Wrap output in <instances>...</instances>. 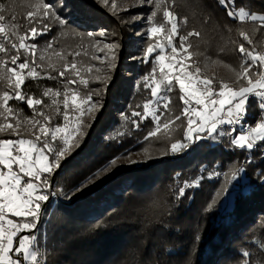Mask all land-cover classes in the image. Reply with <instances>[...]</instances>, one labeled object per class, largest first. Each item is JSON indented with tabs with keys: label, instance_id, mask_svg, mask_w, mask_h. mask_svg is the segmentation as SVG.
Segmentation results:
<instances>
[{
	"label": "trees",
	"instance_id": "1",
	"mask_svg": "<svg viewBox=\"0 0 264 264\" xmlns=\"http://www.w3.org/2000/svg\"><path fill=\"white\" fill-rule=\"evenodd\" d=\"M60 1L69 16L68 24L73 28L85 33L86 37H89L88 33L95 35L104 30L112 43L119 45L116 59L122 67L112 73L111 92L93 124L90 138L62 163L57 174L51 176L57 188L73 189L92 178L94 173L116 160L124 151L140 147L153 129L152 122L140 123L142 131H133L132 136L101 142L100 139L96 142L91 140L99 130L111 128L118 114H130L127 107L137 102L140 96L139 91L134 90L135 80L152 71V59L157 53L142 63L140 57L147 45L143 47L139 40L133 48L135 58H130L133 51L128 52L132 35L139 33L140 19L145 14L131 11L123 15L110 5L105 6L103 0ZM0 6H3L2 14L9 23L11 17L16 18L20 25L19 33L24 34L30 27L27 23L29 9L25 10L20 0H0ZM167 6L180 23V35H187L190 31L200 33L189 38L192 44L189 51L200 53L193 59L201 73L213 79L214 84L218 85L221 78L210 70L212 65L228 68L233 78H237L236 72L244 59L238 51L240 44L264 53V26L259 21L240 22L228 15L229 11L238 13L243 9L250 14L264 16V0H231L227 7L219 0H167ZM66 25L63 28L53 25L51 32L31 40L38 47V54L34 56L36 63L46 69L41 76L51 73L57 79L28 78L21 89L24 93L45 101L43 92L47 88L60 87L68 79L60 78L58 71H52L50 67H62L56 62V53L71 59L62 46L61 34ZM241 32L247 33L251 44L243 39ZM53 37V47L48 50L55 62L51 64L46 60L47 64H44L40 61L41 53L48 48L47 43ZM176 44L179 47V36ZM7 58L0 54V60ZM23 59L21 50L20 62ZM209 63L211 67H208ZM37 70L40 71L39 68ZM75 88L84 92L82 86ZM3 91L14 95L7 82H0V92ZM175 93L180 105V94L178 91ZM10 105L23 116L33 115L26 102L14 99ZM137 110L142 112L141 108ZM260 119L256 103H249L246 122L254 126ZM185 128L186 122H183L178 137L166 143L168 152L163 158L152 160L148 165L117 170L86 196L58 206V214L48 224L52 264L56 261L60 264H264V176L260 175L264 172V159L260 152L264 142H258L255 150L247 151L229 147V137L213 143L204 136L192 144L189 151L173 156L170 146L184 141ZM9 137L0 133V139ZM197 145L200 151L196 154L194 149ZM207 159L216 165L234 163L238 170L241 169L243 179L231 200L223 195L217 203L209 206V192L215 181L205 179L207 174L204 172L199 187L193 184L201 177L200 167L207 164ZM185 183L193 187L186 189L185 196L180 197L178 189ZM162 204L166 205V211L157 222L145 228V223ZM244 252L249 255L244 257Z\"/></svg>",
	"mask_w": 264,
	"mask_h": 264
},
{
	"label": "snow or ice",
	"instance_id": "2",
	"mask_svg": "<svg viewBox=\"0 0 264 264\" xmlns=\"http://www.w3.org/2000/svg\"><path fill=\"white\" fill-rule=\"evenodd\" d=\"M109 2L110 0H103L105 6H108ZM230 2L231 0H219V3L225 7ZM146 4L155 8L150 12V18L153 21L163 9V22L159 24L152 22L146 33L154 42L148 43L140 57L141 62L144 63L149 61L153 53H157L154 58L156 66L143 78V86L150 90L151 99L143 104L142 112L134 110L130 116L125 115V121L131 120L133 126L139 128L140 123L151 118L154 130L149 132L145 139L157 136L161 128L167 130L170 125L178 121H186L184 142L172 143L170 146L172 153L188 149L204 136L213 139L216 136H227L229 147L247 151L255 150L258 142H264V53L257 52L255 49L249 50L244 44H240L238 51L244 59L240 70L236 72V77L246 80V86L234 88L222 81L218 85L214 84L213 79L201 73V68L193 59L200 53L189 51L192 48L189 38L193 35L199 36L200 33L190 31L187 35H180V23L173 12L164 7L165 0H139V3L134 6L144 7ZM62 7L60 0H53L52 3L35 0L33 4L35 10L27 14V23L30 27L24 34H20V25L16 23V18L11 17V22L6 23V16L2 14L4 8L0 6V54L8 57L0 60V82H7L14 94L10 95L9 91H3L0 96V119L4 121L0 123V133L7 132L20 137V127L23 123L31 127L33 135L31 139H0V166H2L0 168V264H41L40 253L35 247L37 237L31 233L37 229L41 211L50 200L49 177L59 168L65 152L71 151L72 141L79 137L84 126L81 118L93 109L98 110L103 106L93 100L91 92L81 95L75 87H65L63 93L47 88L43 96L52 95L53 105L57 104L55 97L63 95V119L70 122L75 120L74 126L69 130L68 124L52 126V118L37 107L43 105L44 101L21 90L28 78L57 79L51 73L41 76L46 69L36 63L34 56L37 45L29 41L48 34L52 31L53 25L67 23L59 15L58 8ZM111 7L113 10L116 9L115 0H112ZM124 10L127 11V9ZM228 15L240 22L259 21L261 26H264V16L250 14L243 9L238 13L229 11ZM88 35L92 36L93 33ZM106 35L105 32L99 33L100 37ZM240 35L248 44L252 43L247 33L241 32ZM177 36H179V47L176 44ZM54 41V37L48 41V49L53 47ZM100 44L101 42L98 41L92 47L102 55H92L91 59L105 64L104 69L96 64L82 68L75 59L81 53L69 52L67 55L73 57L71 61L60 53H56L65 62L60 69L50 66L52 71H58L60 78L68 77L66 85L79 83L86 87L89 80L82 75V72L96 74V79L100 80L101 74H106L114 68V61L117 58L116 49L119 48V45L115 43H103L102 47ZM21 50L24 55L23 62H20ZM12 52L15 54L9 55ZM30 55L33 56L31 63L28 59ZM9 64L12 66L10 67ZM38 68L40 71L37 70ZM108 79L110 80V77ZM177 85L179 99L184 107L180 115L168 118L165 116V113L170 111L171 104V97L168 94ZM13 99L26 102L33 113L30 120L19 119L20 111L14 109L9 103ZM251 102H255L260 111V122L255 123L254 127L250 126L244 134L233 135L237 131L236 126L246 122L248 105ZM73 113L78 115L73 117ZM10 117L15 119V123L9 122ZM133 118L140 119L137 121ZM162 119L164 122L161 124ZM53 142H56V147L52 146ZM75 146L78 147L79 144ZM260 152L261 158L264 159V146L260 147ZM147 159H151V156ZM140 162L146 161H131L133 164ZM110 163L115 165L116 160L113 159ZM14 166L17 170H14ZM93 175L99 178V172ZM216 175L219 176L220 173ZM227 175L225 174L226 178ZM260 175L264 176V172ZM24 177L28 178L27 182L23 181ZM231 179H235V173L231 174ZM84 186H87V181ZM190 187L193 185L189 183L179 187V196L184 197L186 189ZM14 241H16L15 246ZM248 255V252L243 253L244 257Z\"/></svg>",
	"mask_w": 264,
	"mask_h": 264
},
{
	"label": "rangeland",
	"instance_id": "3",
	"mask_svg": "<svg viewBox=\"0 0 264 264\" xmlns=\"http://www.w3.org/2000/svg\"><path fill=\"white\" fill-rule=\"evenodd\" d=\"M20 1H22V3L25 5V10L29 9L28 12L35 10L33 8V4H34L35 0H20ZM45 2L52 3L53 0H45ZM60 2L63 4L62 1H60ZM111 2H112V0H110V2H109L110 6H111ZM138 3H139V0H115V4H116L115 12L121 13L123 15H125L126 13H129L131 11H133L134 14H139V13L145 14V17L140 19L141 29H140V31H138L139 33L133 34L132 39L129 42L128 52L130 50L133 51L132 56L130 58H132L134 56L135 49L133 50V48L135 47L136 40H139L141 42V44L143 45V47H144V45H148V43L154 42V41H151L149 39V37L146 35L148 28L151 26V23L155 22V23L159 24V23L163 22V15H162L163 9L157 14V16L154 18V21H153L150 18V12L155 10L154 6H149L147 4L144 7L134 6V5H137ZM164 7L165 8L168 7L167 6V0H165ZM124 9H127V11H125ZM138 9H142V11L139 12ZM58 11H59V15L67 21V23H66L67 25L65 24L66 27L64 29V33L61 34V39L63 40L62 46H65L68 53L69 52H72V53L80 52L81 53V55L79 57H76L75 59L77 60L78 64L82 68H86L88 65L96 64L99 67H101L102 69H104L106 67L105 64L99 63L97 61H93L91 59L92 55H97V54L102 55L101 53H98L97 49L92 47V45L96 44L98 41L101 42V44H100L101 47L103 46V43H112L111 37H108L107 35L105 37H100L99 36L100 32H98L97 34L92 35V36L88 35L89 37H86L85 33L78 31L76 28H73L70 24H68V21L70 19H69V16L66 15V13L64 11V6L62 8H58ZM6 23H9L7 18H6ZM56 25L59 28H63L65 26V25H59V24H56ZM101 32H105V31L103 30ZM29 43H31V40L29 41ZM37 48L35 50V55L38 54ZM117 50L118 49H116V57H117ZM41 54H42L43 58H41L40 61H43L44 64H47L46 60H48L51 64H53L55 62L54 57L53 58L50 57V53H49L48 48H45ZM41 54H39V55H41ZM153 54H155V53H153ZM29 57H31V58H29ZM29 57H28L30 59L29 62L31 63L33 57L31 55ZM133 58H135V57H133ZM72 59H73V57H71V59H67V60L71 61ZM56 62L59 65L63 66L61 56H58V58L56 59ZM186 62L190 63L191 61H186ZM152 64L154 65V67L156 66L155 65V59H152ZM208 67H211V63L208 64ZM116 68H118L119 70L122 68V67H120V65H118V59H116L114 61V68L110 72H107L106 74L100 75V80L96 79V74H88L86 72H82V75L86 79L89 80V83L86 87L82 84H79V83H77L76 85H66V82H64L62 84V86L56 87L53 89L54 91L59 90L63 93L65 87L82 86L84 88L85 93L81 92L79 90L81 95H84L88 92H91L93 94V100L98 101L99 104L103 105V106L99 107L98 110L93 109L92 112L87 113L85 116H83L81 118L83 120L84 126L82 128V131H81L79 137L76 140L72 141L73 147H72L71 151L65 152L63 158L60 161L59 168H57L51 174V176H53L54 174H57L61 170L60 168H61L62 163L66 159H68L69 157L74 155L79 149H81V147L84 146V142L90 138L91 129L93 128V124H95L97 117L101 114V112L104 109V105H105L104 103L106 102V98H107L106 96L109 95V92H111V90L109 88L111 86V81L114 78L112 73L115 71ZM210 70H212L213 73H217L219 75V77L221 78L219 82H221V81L226 82L234 88H238L240 86H246V80L233 78L232 73L228 68H225V67L220 66V65L218 67L215 65H212V69H210ZM150 73L151 72L145 73L143 76L139 77L138 79L136 78V80H135L134 90L139 91L140 96H139V100L137 102H135L134 104H129V107H127V110H129L128 112H130V114L134 110L138 111L137 108H141L143 111V108H142L143 104L145 102H147L148 100H150L149 98H151L150 90L145 89L143 86V78ZM109 77H110V80L108 79ZM230 77H231V79H229ZM73 78H75V77H73ZM37 80H39V79H37ZM96 88H97V90H96ZM89 89H90V91H88ZM176 91L179 92L178 85L176 86V88L171 93L168 94L171 97L170 111L165 113V116L168 118L180 115L182 112V109L184 107V104H183V107H181V104L183 103L182 101H180V105H179L178 101L176 100V93H175ZM2 94L3 93L0 92V96H2ZM52 99H53L52 95H50L49 97H46L43 105L37 106V107L42 109L47 115H49L52 118V120H51L52 126H56V125L62 126V125L68 124L69 130H71L75 124V120L73 119L70 122V121H65L63 119V115H62V113L64 111V109H63V95H61L60 97H55V99L57 100L56 105L52 104ZM12 101H10L9 103L11 104ZM57 108H59V112H57ZM161 111H163V109H161ZM130 114L123 113L121 116H120V114H118L119 118L116 117L117 121L112 125L111 128H109L107 130H103V131L99 130L98 134H96V137L94 138V136H95L94 135L91 138V140H93L94 142H96V140H98V139H100V142L101 141H109V140H113V139H118L119 137H122L125 135L132 136L134 134L133 131H136V130L142 131V129H143L142 126H139V128H136L133 126L131 120L125 121L124 116L125 115L130 116ZM247 114H248V111H247ZM72 115H73V117H75L78 114L73 113ZM32 116L31 117L23 116L21 113L19 119L21 121H26V120H30L32 118ZM93 117L95 118L94 120H93ZM133 119L139 121L140 118H133ZM100 121H101V118H100ZM3 122L4 121L2 119H0V123H3ZM9 122L15 123V119L10 117ZM41 122H43L42 118H41ZM147 122H152L151 118L144 120L142 123H147ZM163 122L164 121L162 119L161 124ZM183 122H186V121H184V120L178 121V122H176V124L170 125L169 129H167V130L161 128V131L159 133H157V136L149 137L148 139H144V141L140 145V147H132L129 150L124 151L116 159L115 165L109 163L107 166L102 168V169H104L103 171H100V170L98 171L99 172V178H97L96 176L93 175V177L90 180L88 179L86 187L84 186L85 185V182H84L81 185H79L73 189H72V187H69V189L57 188L56 183L53 182V180L51 179V176H50L49 177L50 182H51V188L49 189L50 200H49V202H47L44 205V207L41 211L37 229L33 230L34 235L37 237V242H36L35 247L40 253L41 264H52V260L50 258V249H52V248H51L50 243H49L50 235L48 232V224H50L52 222L53 218L56 217V214H58V209H59L58 206L62 203H69L71 200H73L75 198H78V197L82 198V197L86 196L87 193L91 189H93L96 186L101 185L103 182H105L106 180L111 178V176L117 170L127 169L130 167H140L142 165H148L152 160L163 158L166 155L165 153L168 152V148L166 147V143L168 141L173 140V139L178 137ZM88 125H91V126L89 127ZM152 126H153V129L151 131L154 130L153 122H152ZM250 126L251 125L248 122H245V123H242L241 125L236 126L237 131L239 132L237 135L244 134ZM254 126H252V127H254ZM224 127L228 128L231 126H224ZM20 132H21L20 137L10 135L7 132L2 133V134L10 136L8 139H18V138H29V139H31V138H33L32 129L29 125L22 123L21 127H20ZM226 138H228V137L227 136H224V137L216 136V138L213 139V138L207 136V139H209L210 142H213V143H219V142L225 140ZM181 142H184V141H181ZM60 143H62V141H60ZM77 143L79 144L78 147L75 146ZM52 146L56 147L57 146L56 142H53ZM189 149H191V147H189L186 150H182L180 152L172 153V154H173V156H179V155H182L183 153L189 151ZM194 150H195V153L197 154L200 151V146L197 145V147ZM149 156H151V159H147V157H149ZM133 160H135V161H146V162H140V163L133 164V163H131V161H133ZM206 162H207V164H204L200 167V176L201 177H199L198 180L193 181V184L196 185L197 187H199V184L201 182L200 180H202V175H203L202 172H204L207 174V176H205V179L215 181L214 186L211 188L212 190H210V192H209V195H210L209 206L217 203L223 195H226L229 198V200H231L232 195L238 189V184L243 179L241 169L238 170L234 163H229L226 165H216L217 163H215L212 160H211V162H208V159ZM196 164H197V162L195 161L194 165H196ZM0 168H2V166H0ZM14 170H17V169H15V166H14ZM216 173H220V175L217 176ZM232 173H235V179H231ZM225 174H228L227 178H226ZM45 175H47V174H45ZM27 179H28L27 177H24L23 181L27 182ZM78 188L82 189V190L78 191L77 190ZM48 204L49 205L51 204V205L48 206ZM50 207H51V209H50ZM11 218L17 219L14 217H11ZM33 233H31V234H33ZM22 234H27V233H22ZM15 245H16V241H14V246ZM54 264H60V262L56 261Z\"/></svg>",
	"mask_w": 264,
	"mask_h": 264
},
{
	"label": "clouds",
	"instance_id": "4",
	"mask_svg": "<svg viewBox=\"0 0 264 264\" xmlns=\"http://www.w3.org/2000/svg\"><path fill=\"white\" fill-rule=\"evenodd\" d=\"M166 211V205H161L160 209L145 223V228L149 227L152 223H155L159 220V216ZM151 264V262H150Z\"/></svg>",
	"mask_w": 264,
	"mask_h": 264
}]
</instances>
